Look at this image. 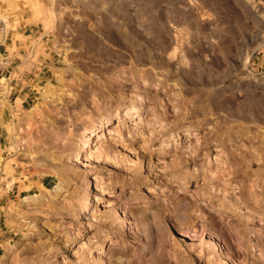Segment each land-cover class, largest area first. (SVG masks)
Masks as SVG:
<instances>
[{"label": "rangeland", "instance_id": "rangeland-1", "mask_svg": "<svg viewBox=\"0 0 264 264\" xmlns=\"http://www.w3.org/2000/svg\"><path fill=\"white\" fill-rule=\"evenodd\" d=\"M263 212L264 0H0V264H264Z\"/></svg>", "mask_w": 264, "mask_h": 264}, {"label": "bare ground", "instance_id": "bare-ground-1", "mask_svg": "<svg viewBox=\"0 0 264 264\" xmlns=\"http://www.w3.org/2000/svg\"><path fill=\"white\" fill-rule=\"evenodd\" d=\"M100 127V126H99ZM102 127V126H101ZM239 162V161H238ZM244 164V163H243ZM229 170H230V168H229ZM235 171V170H234ZM228 173L230 172V171H227ZM246 172V171H245ZM231 173V172H230ZM240 173H241V171H240ZM224 174V173H223ZM246 174V173H245ZM217 175V174H216ZM222 175V174H221ZM220 175V176H221ZM230 175V174H229ZM248 175V174H247ZM225 176H227V174H225ZM218 177V176H217ZM252 186H250V188H251ZM248 189H249V187H248ZM249 191H251V190H249ZM230 193V192H229ZM257 194V193H256ZM248 195H249V193H248ZM257 196V195H256ZM256 196L254 195L253 196V199L255 200V198H256ZM250 197V196H249ZM255 197V198H254ZM257 200V199H256ZM251 202H253V200L251 201ZM255 202V201H254ZM260 202H261V200H260ZM256 203H258V202H256ZM260 211H262V210H260ZM259 212V211H258ZM264 213V212H263ZM258 229V228H257Z\"/></svg>", "mask_w": 264, "mask_h": 264}]
</instances>
